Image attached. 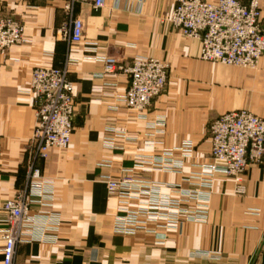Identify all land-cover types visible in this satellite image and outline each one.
Returning a JSON list of instances; mask_svg holds the SVG:
<instances>
[{
  "label": "crops",
  "instance_id": "1",
  "mask_svg": "<svg viewBox=\"0 0 264 264\" xmlns=\"http://www.w3.org/2000/svg\"><path fill=\"white\" fill-rule=\"evenodd\" d=\"M66 1L0 0V15L20 20L28 40L0 53V205L27 184L35 151V103L29 93L33 69L61 68L68 62L76 104L70 145L51 149L38 161L42 177L53 186L51 210L60 218L58 240L20 245L14 264H264V159L248 164L241 195L233 178L216 176L206 223L188 222L181 231L156 235L114 234L117 203L101 178L132 166L133 155L150 152L144 148L146 140L159 141L158 148L193 140L197 150L185 165L186 173L207 161L212 120L240 109L264 117V55L254 69L201 60L200 41L162 21L175 0H107L100 10L79 3L75 14L84 22V37L72 43L62 29ZM261 10L264 31V0ZM102 55L125 63L136 56L154 57L169 64L166 88L147 112L148 119L166 117L163 133H149L145 121L117 100L128 88L125 75L114 81L96 77L104 69L97 59ZM110 127L140 140L119 150L106 149L102 139ZM104 160H111V167H99ZM2 218L0 213V264Z\"/></svg>",
  "mask_w": 264,
  "mask_h": 264
},
{
  "label": "built area",
  "instance_id": "2",
  "mask_svg": "<svg viewBox=\"0 0 264 264\" xmlns=\"http://www.w3.org/2000/svg\"><path fill=\"white\" fill-rule=\"evenodd\" d=\"M104 8L107 0H67L63 9L64 34L72 43L83 42L84 22L75 14L79 3ZM261 0H175L173 9L162 16L185 36L201 43L200 59L226 66L254 69L264 55V31L260 25ZM24 24L11 16L0 15V53L26 43ZM104 69L96 77L114 81L128 78V88L117 100L123 102L152 135H160L166 117L148 119L153 100L167 85L170 66L154 57L136 56L125 63L114 55L97 56ZM68 62L63 67L38 66L31 74L29 93L34 97L35 127L31 140L35 151L28 167L27 184L0 205L4 224L3 264H14L18 247L24 243H55L58 240L59 215L52 208L53 186L44 179L38 161L51 149H66L71 142L75 115L74 83L69 79ZM102 91V89H96ZM209 159L185 172L194 158L197 145L186 139L174 147L158 148L159 141L146 140L150 152L132 156L133 165L121 166L117 175H101L109 196L117 203L113 232L121 236L156 235L161 231H181L188 222L206 223L214 194L216 176L233 178L235 192L241 195V181L251 162L264 159V117L240 109L227 112L209 125ZM115 127L107 129L102 139L106 149L119 150L125 143H138ZM2 153L0 149V161ZM104 160L99 167H111ZM159 175H178V180H163ZM34 205H39L37 210ZM208 255V253H207Z\"/></svg>",
  "mask_w": 264,
  "mask_h": 264
},
{
  "label": "rangeland",
  "instance_id": "3",
  "mask_svg": "<svg viewBox=\"0 0 264 264\" xmlns=\"http://www.w3.org/2000/svg\"><path fill=\"white\" fill-rule=\"evenodd\" d=\"M166 23V22H165ZM13 47V46H12ZM11 48V47H10ZM209 136H210V133H209ZM108 193V192H107ZM109 195V194H108Z\"/></svg>",
  "mask_w": 264,
  "mask_h": 264
}]
</instances>
